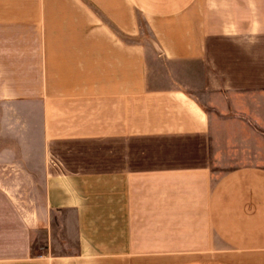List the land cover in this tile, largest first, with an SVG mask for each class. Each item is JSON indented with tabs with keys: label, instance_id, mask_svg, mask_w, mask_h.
<instances>
[{
	"label": "crops",
	"instance_id": "1",
	"mask_svg": "<svg viewBox=\"0 0 264 264\" xmlns=\"http://www.w3.org/2000/svg\"><path fill=\"white\" fill-rule=\"evenodd\" d=\"M0 264H264V0H0Z\"/></svg>",
	"mask_w": 264,
	"mask_h": 264
},
{
	"label": "rangeland",
	"instance_id": "2",
	"mask_svg": "<svg viewBox=\"0 0 264 264\" xmlns=\"http://www.w3.org/2000/svg\"><path fill=\"white\" fill-rule=\"evenodd\" d=\"M227 167H221L220 169H226ZM228 169V168H227ZM31 185V184H29V183H25V186L26 185ZM34 185L36 184L37 186H38V188L39 189H41L40 191H41V193H42V188H43V182H42V180H41V178H40V180L39 181H37V182H34L33 183ZM33 189V188H32ZM31 186H29V188H26L25 189V193L26 194H28V195H30L31 194ZM41 193H40V196L38 197V203L39 204H42V201H43V198H42V196H41ZM20 200H22V202L23 203H27L28 205H30V204H32V203H30V202H32V199L30 198V197H25V198H22V199H20Z\"/></svg>",
	"mask_w": 264,
	"mask_h": 264
},
{
	"label": "trees",
	"instance_id": "3",
	"mask_svg": "<svg viewBox=\"0 0 264 264\" xmlns=\"http://www.w3.org/2000/svg\"><path fill=\"white\" fill-rule=\"evenodd\" d=\"M113 31H114L115 33H117V31H115L114 29H113Z\"/></svg>",
	"mask_w": 264,
	"mask_h": 264
}]
</instances>
